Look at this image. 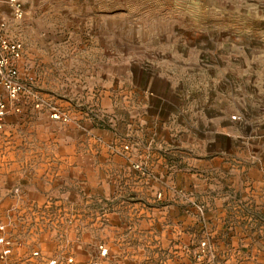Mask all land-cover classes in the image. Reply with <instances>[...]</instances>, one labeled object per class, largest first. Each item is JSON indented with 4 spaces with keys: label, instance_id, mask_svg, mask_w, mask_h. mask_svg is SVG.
I'll list each match as a JSON object with an SVG mask.
<instances>
[{
    "label": "rangeland",
    "instance_id": "374dc122",
    "mask_svg": "<svg viewBox=\"0 0 264 264\" xmlns=\"http://www.w3.org/2000/svg\"><path fill=\"white\" fill-rule=\"evenodd\" d=\"M21 2L0 13L30 91L0 133V264H264L236 192L264 162V0Z\"/></svg>",
    "mask_w": 264,
    "mask_h": 264
},
{
    "label": "built area",
    "instance_id": "2783aa9c",
    "mask_svg": "<svg viewBox=\"0 0 264 264\" xmlns=\"http://www.w3.org/2000/svg\"><path fill=\"white\" fill-rule=\"evenodd\" d=\"M3 6H7L17 18H22L24 15L21 0H0V13ZM21 56L22 44L8 39L2 30L0 22V133L4 130L6 119L11 113H21L22 108L19 103L30 92L27 82L22 78L16 66V62ZM33 104L35 108H40L42 105L39 101H35ZM49 113L53 120L67 121V116L56 107L50 106ZM3 230L4 226H0V231L3 232ZM0 245L2 246V258L11 254V240L3 234L0 235ZM204 245L205 243H202V246ZM98 250L99 255L102 257L108 253V249L103 245H100ZM47 264L63 263L57 259H52ZM64 264H73V259H68Z\"/></svg>",
    "mask_w": 264,
    "mask_h": 264
},
{
    "label": "crops",
    "instance_id": "0c3cea01",
    "mask_svg": "<svg viewBox=\"0 0 264 264\" xmlns=\"http://www.w3.org/2000/svg\"><path fill=\"white\" fill-rule=\"evenodd\" d=\"M254 126V125H253ZM41 147H43L41 145ZM39 151L43 152L44 150L42 148H39ZM41 158H44V155H41ZM72 163V162H71ZM73 164V163H72ZM75 165L71 166L70 169H74L78 174L81 175V171L83 170L81 166H84L85 163L81 162V161H77L76 163H74ZM40 166H44L43 163L40 164ZM41 167H39V170L36 169V171H39V176L42 174L44 175V173H42L41 171ZM88 169V168H87ZM248 169L247 174L246 175H252V173L254 172V176H251L250 178H247L246 182H243L242 177H244L245 173L244 171ZM238 173L240 175H238V178L240 179L241 182V187L243 185H247L248 187L245 189V191H241V187L240 188H236V192H239V197L241 199H248L251 202V205L255 206V209H260L261 211H264V162L259 164V165H255V166H251L249 168H246L245 166L242 167L241 171L239 170ZM243 172V173H242ZM44 178V177H43ZM80 184V183H79ZM81 184H85V183H81ZM40 185H37L34 187H31L33 190H36V195H41L42 193L46 194V192H49L50 189H53L54 187H63L65 188L67 185H69V182H65L64 180L60 181L57 183L54 182L52 184H47L46 182L40 181ZM80 188V187H78ZM54 190L51 191V193H53ZM65 195H69V192H67ZM247 195V196H246ZM247 197V198H246Z\"/></svg>",
    "mask_w": 264,
    "mask_h": 264
}]
</instances>
